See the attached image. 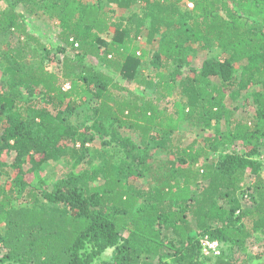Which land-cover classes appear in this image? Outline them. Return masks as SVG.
<instances>
[{"label": "trees", "instance_id": "16d2710c", "mask_svg": "<svg viewBox=\"0 0 264 264\" xmlns=\"http://www.w3.org/2000/svg\"><path fill=\"white\" fill-rule=\"evenodd\" d=\"M0 67V177L14 178L0 185V264L253 261L242 255L264 235V0H0ZM245 91L255 113L236 118L228 100ZM187 125L202 142L184 145ZM64 158L87 166L28 190ZM249 173L255 206L243 209ZM201 236L220 254L205 256Z\"/></svg>", "mask_w": 264, "mask_h": 264}, {"label": "rangeland", "instance_id": "374dc122", "mask_svg": "<svg viewBox=\"0 0 264 264\" xmlns=\"http://www.w3.org/2000/svg\"><path fill=\"white\" fill-rule=\"evenodd\" d=\"M190 7L192 8V5H190ZM134 12L141 13L142 12L141 7L136 6L129 11L117 10L116 17L120 18V17H124V16H129ZM48 30L49 29L46 26L42 25L41 28L36 32L42 31V34H46V37L50 38V40H52V41H55L56 37H54L53 31L48 32ZM145 35H146V32H144V35L138 40L140 45L143 48L147 46L145 39H144ZM107 38H109V37H107ZM156 45L154 46V48H156ZM154 50H156V49H154ZM219 55H220V52L217 50H215L211 53L205 52V51H197L196 55L193 57L194 59L192 60L191 65L183 67L182 74L186 75V74L191 73V71L193 69L200 68L209 56L218 57ZM57 69H55L56 72L57 73L60 72V68L57 67ZM151 70H153V68H151ZM4 81H5V77L3 75V70L0 67V83L1 82L5 83ZM213 81H214L215 85L220 84V81L218 78H213ZM69 87H70L69 83H66L64 85L65 89H68ZM256 90L259 91V90H261V88L257 87ZM230 93H231V91H228V95ZM23 94L26 97L28 96L27 92L24 90H23ZM250 96H251L250 92L245 91L241 94L240 97H238V99H236L235 102L228 100V104L233 109L236 118H242L245 116H253L254 115L255 107L252 104H249V102L251 101ZM71 120H73L76 123H79V121H83V119L81 117L76 116V115L73 116ZM122 132H124V131H122ZM205 134L202 133L200 130L195 129L194 127H192L190 125L185 126V128L181 132V135L184 137V145L185 146H188L189 144H191L194 141L202 142ZM91 146H95L96 148H94V149H97V150H107V149L102 148L101 143L99 141H96V143H94ZM240 146L241 145H237V151L242 152L243 149H242V146L241 147ZM260 152H261V154L259 156H257L256 159L261 160L264 164V147L261 148ZM7 161H8V164L10 165L12 163V157L8 158ZM71 161H72V159H70V158L69 159L64 158L63 160H61L59 162L48 163L45 167H43L41 170H39L35 174V176L29 178L31 185L28 188V190H31L33 188L41 196V194H42L41 190L42 189H52L53 184L59 178L69 174L70 172H79V171H81V169H83L84 167L87 166V164L85 163L75 170L71 166ZM98 163L99 162H96L95 164L98 165ZM22 166H23L25 171H28L31 168L29 165L25 164V162L22 163ZM12 177L13 176H6V175L1 176L0 177V185H5L7 187H11L12 185H14V181H13L14 178H12ZM253 179H254V176H250V173H249V175L246 177V183L243 187V191L240 192V194L238 195V197L240 198L241 204L243 206L242 207L243 209L247 208V207L252 208L255 206V199L253 198L252 191L249 187L252 184ZM137 185L146 187V180L139 181ZM242 222L244 223V221H242ZM242 222L240 224H242ZM205 237H209V236H201L200 242ZM168 244H169V242L168 243L165 242L166 247L164 250L166 253L169 252L170 254H173V252L175 250L172 249ZM221 247L222 246L220 245V250H221ZM202 251H203V247H202ZM112 254H113V250L112 249L108 250L107 253L104 255V260H102V261L108 262L112 258ZM203 254H204V252H203ZM259 254L260 255L264 254V235L259 233V232H255L254 234H252L251 240L247 244L246 254L242 255V256H245L247 258H253V261L249 262V264H264V256L258 257ZM205 256H214V255H205ZM153 260L155 261V263L158 262L157 257H154ZM96 264H103V263L98 262Z\"/></svg>", "mask_w": 264, "mask_h": 264}, {"label": "built area", "instance_id": "2783aa9c", "mask_svg": "<svg viewBox=\"0 0 264 264\" xmlns=\"http://www.w3.org/2000/svg\"><path fill=\"white\" fill-rule=\"evenodd\" d=\"M201 245L203 247V252L205 255H219L220 254V244L217 241L211 240L209 237H205L201 240ZM110 264V263H106Z\"/></svg>", "mask_w": 264, "mask_h": 264}]
</instances>
